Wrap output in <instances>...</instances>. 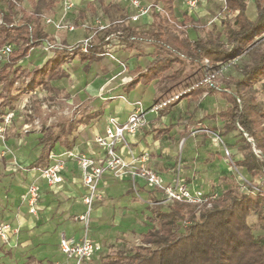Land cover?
I'll return each instance as SVG.
<instances>
[{
    "label": "rangeland",
    "instance_id": "1",
    "mask_svg": "<svg viewBox=\"0 0 264 264\" xmlns=\"http://www.w3.org/2000/svg\"><path fill=\"white\" fill-rule=\"evenodd\" d=\"M54 1L55 3L52 8L41 6L38 8L37 14L40 15L44 29L52 36V40L49 41L64 46V48L66 46H73L86 37H89L91 42L98 43L102 30L98 29L100 25L114 26L128 24L136 27L142 33L150 32L153 29V26L150 24V21L153 19L151 9L148 8L144 13H141V10H146L154 0H139L140 4L138 7L132 6L130 0H73L74 6L69 11L63 8L61 0ZM16 4L28 11L34 10L31 0H18ZM0 5L5 6L2 1H0ZM173 5L174 10L170 18L178 25L177 30L179 33L187 35L191 39L205 37L207 32L213 27L223 32L224 26L222 21L231 18L233 15L232 12L225 9L223 0H174ZM80 10L84 11V15H81ZM134 14H138L136 21H132L131 19V16ZM246 14L249 18L255 15L254 1L247 0ZM15 17L18 20L21 17V13H18ZM49 17L52 18V22L46 23L45 20ZM145 18L146 21L148 20L147 22ZM56 23L63 25L74 23L75 29L69 30L64 26L58 28L55 26ZM81 30L83 37L74 38L69 44L65 42L66 34L71 33L70 36L75 37L81 33ZM248 37L249 41L246 47L242 49L237 48L227 61L217 63V68H214L210 63L206 64L205 60L203 64L191 61L170 43L154 42L147 39L145 35H142L135 39L132 44L124 43L115 36L111 37L108 44L102 48V56L92 63L91 68V62L82 61L78 54L74 53L76 51H70V56L66 63L70 62L73 66H77L78 75L77 77L71 76L72 78L62 81H52V84H57V89L54 91L43 90L42 86L35 88L30 75L17 72L16 81L10 91L13 99L9 107H6L3 111L0 105V115L13 112L12 119L5 126L0 119V129L4 126L3 131H0V161L4 164L5 169V173H0V177L7 176L8 180L14 176H20V179L26 180V166L34 161L42 150V143L39 142L42 134L51 132L57 135L56 138L59 142L54 143L55 149H59L60 144L66 146V144L70 143V140H73L74 135L78 134V132L82 133V128L91 118V115L94 120L98 117L99 108H102L106 101L102 98L104 93L113 92L110 95L112 98H124L125 90L121 86L135 76L132 73L134 69H131L136 67L133 59L134 56L137 58L141 57L140 63L142 68L139 65L141 69L148 66L147 62L150 57L177 56L183 60L182 63L179 61L174 62L170 69L164 71L158 77L156 87L161 93L164 92L165 96L157 102L169 99L178 92L184 90H187V92L179 96V98L171 100L160 108L158 113L161 114L164 111L170 112L173 119L179 118L183 120L180 124H183L184 127L180 128V136L176 141L178 156L173 164L172 176L168 181L160 177L164 183L178 178L189 188L201 187L206 194L212 193L218 197L231 189L240 193L247 191L249 197L257 198L259 195L251 194V190L253 189L252 186H257L261 190H264V180L260 179V174L253 175L243 167H238L237 171L230 162L243 158L241 133L238 130H234L224 137L218 131L221 123L216 124L215 122L218 118H209L211 114L227 106V103L218 93L220 88H225L226 80L229 78L240 79L242 77V68L250 65L255 55L264 50V31L258 34L256 31H253ZM221 38L224 39V46L231 48L230 44L225 41L224 35ZM45 42L43 41L38 47L32 48L29 55L19 60L17 64H21L20 66L26 71H31L35 67L41 66L44 60L50 56L49 52L45 49ZM7 58L8 55L0 51V64L5 62ZM108 59H116L118 67L121 68L119 71L121 74H118L120 77L109 79L110 76H108V71H106L108 68L106 61ZM87 66L90 69L89 71L94 73L91 74L89 71H86L85 67ZM203 69L206 75L214 74L211 78V84L213 85L211 87L216 92L213 94H201V98L196 103L193 102L194 99L192 98L182 101L185 96L190 94V91H188L189 87L185 85L200 76ZM90 75H93V78L101 75L105 81L112 80L111 82L114 83V86L118 85V87L114 91L105 90L102 92L99 89L95 95H87L85 94L84 87L78 85V82L81 80V77L87 79ZM206 85L204 83V86ZM248 92L254 96L255 100L264 109V78L254 84ZM2 101L3 97L0 98V103ZM157 102L153 103L147 111L151 110L152 106ZM138 103L141 104V100H135L132 105L134 106ZM142 109L145 111L144 106ZM108 112L109 110L103 113V116L109 115ZM199 113H201L200 116H198ZM125 120V117L124 119H120V121ZM197 126H202L206 129H203L204 131L200 133L193 132L198 129ZM261 127L264 131V120L261 121ZM183 133H186L185 138L182 136ZM14 148L20 149V151L24 150L22 157L21 155L19 157L15 151L13 152ZM214 148L219 150V157H221L219 159H223L225 167L222 171L215 172L213 176L208 178L205 176V173L209 171L210 167H218L219 165L218 160L215 159L217 153L211 151ZM225 148H227L229 155H227ZM185 149H190L189 159L186 160L183 157L184 153H181ZM25 158L28 159L26 160ZM7 164L9 167L6 169ZM147 167L160 175L154 167L148 165ZM239 171L249 181V184H246L244 188L241 186L240 190L237 189L239 186V181H237ZM16 173L19 175H16ZM37 174L40 176L38 170ZM103 178L112 180V182H108L107 180V182L101 185L100 191L102 197L95 203L98 204L97 208H104L105 211L90 219L88 230L89 237L100 245L99 254L93 258V261H96L94 264H101L100 259L106 254L132 253L142 244L143 233L152 227H157L155 211L165 210L171 204V202L166 200L165 193L162 190L154 188L140 177L135 181L136 189H134L132 179L128 176L117 178L115 176L109 177V175L105 174ZM26 191L22 198L25 202ZM202 208H194L196 217H198ZM0 220L5 221L7 218L0 216ZM247 221L253 228L255 235L262 234L260 228L261 222L254 212L249 214ZM187 222L179 223L181 226H184ZM78 232L82 235V228ZM56 238L57 236H52L49 242L55 243ZM21 250L17 246L10 247L9 244H2L0 242V264L23 263L26 259H23L25 256L20 258L22 256ZM42 252L43 250L38 249V245H35L33 248L26 249L24 255L30 253L36 256ZM51 256L53 255H42L39 257H45L43 259L47 264V261L51 260ZM64 258V261L67 262L68 259Z\"/></svg>",
    "mask_w": 264,
    "mask_h": 264
},
{
    "label": "trees",
    "instance_id": "2",
    "mask_svg": "<svg viewBox=\"0 0 264 264\" xmlns=\"http://www.w3.org/2000/svg\"><path fill=\"white\" fill-rule=\"evenodd\" d=\"M0 1L5 5H0V49L6 44L13 45L7 60L0 64V98L3 97L0 105L4 111L13 99L10 91L16 81L17 72L30 75L34 85L50 88L52 79L67 75L61 66L69 58L70 50L66 47L59 49L41 67H35L31 71L23 70L22 66L17 64L18 61L27 57L30 50L38 47L42 40H52L37 13L41 6L52 8L55 1L31 0L33 11L17 5L18 0ZM253 1L255 19H250L246 14L247 0H224L225 9L233 15L222 21L223 32L213 28L205 37L192 40L187 35H181L177 30L178 25L170 18L173 0H154L150 7L153 17V29L150 32L142 33L128 24L109 25L101 30L98 43L91 42L87 52L79 49L73 51H76L74 53H77L82 61L92 62L100 58L103 53L102 46L108 43L111 36L131 44L139 36L145 35L154 42L170 43L191 61L203 64L207 59L217 68V63L227 61L237 48L246 47L248 36L253 31L257 34L264 31V0ZM157 5H161L163 11H157ZM18 13H21V17L17 20L15 16ZM80 13L84 15L83 10H80ZM222 35L231 48L224 46ZM178 61L182 63L183 60L177 56H156L143 71L125 84V92H129L139 82L147 84L158 78ZM85 69H88V66ZM241 73L240 79L226 80L225 88L229 91L224 90L221 94L230 106L218 115L224 120L223 135L232 130H238L242 135L243 158L235 161V165L256 175L263 171L264 165L255 157L245 134L253 138L256 147L261 149L264 156V131L261 127L264 109L248 92L254 84L264 78V50L256 54L251 64L242 68ZM205 75L203 69L200 76L185 86L192 87ZM205 90L213 91V87L200 85L190 92L200 93ZM100 112L102 108H99ZM56 137L57 135L46 132L40 138L39 141L43 143L42 152L29 165L30 168L45 163L48 150L54 145ZM70 145L66 144L67 147ZM195 207V204L174 201L167 209L156 210L157 227L143 233V241L138 248L130 254H106L101 257V264H264V195L254 199L245 193L229 189L222 196L213 199L210 207H203L198 217L195 216ZM251 212H254L261 222L260 235L254 234L247 221ZM184 221L188 222L181 226L179 222ZM41 263V260L29 256L21 264Z\"/></svg>",
    "mask_w": 264,
    "mask_h": 264
},
{
    "label": "crops",
    "instance_id": "3",
    "mask_svg": "<svg viewBox=\"0 0 264 264\" xmlns=\"http://www.w3.org/2000/svg\"><path fill=\"white\" fill-rule=\"evenodd\" d=\"M173 10H174V5H173ZM255 17H256V13L250 19H255ZM145 21H146V18H145ZM152 22H153V19L152 21H150L151 25H152ZM215 31H219V30H216L215 28ZM80 32L81 33L75 37L70 36L71 33L66 34L65 42L69 44L70 42H72L74 38L76 39V38L83 37L82 30ZM107 44L108 43H106L105 45ZM105 45H103L102 48ZM52 55L53 54H50V56L44 60L43 64ZM155 57H150L147 64L149 65ZM133 59H134V63H136V67L131 68V69H134L132 73L136 76L139 74L140 71H143L147 66L141 69L142 68L141 63H140L141 57L137 58L136 56H134ZM94 62L96 61H92L90 63V68L92 67V63ZM106 65L108 67L106 71H108V76H110L109 79H116L118 78V76L120 77V75L118 74L120 73L119 71L121 68L118 67L116 59L114 60L108 59L106 61ZM139 65L141 66V68ZM61 67L66 72L67 74L66 76H63L58 79H52L50 81V88H45L42 85H35V88L38 86H42L43 90L47 89V90L54 91L57 89L56 88L57 84H52V81H55V80L62 81L64 79L72 78L71 76L77 77L78 75L77 66H73L72 64H70V62L69 63L65 62L62 64ZM85 70L89 71L90 69H85ZM89 73L92 74L94 72L89 71ZM111 81L112 80L105 81L101 75L96 76V78H93V75H90L89 78L87 79H83V77H81V80L78 82L79 83L78 85L84 87L85 94L95 95L96 93H98L99 89H101L102 92H104L105 90L114 91L118 87V85L114 86V83ZM157 81H158V78L151 80L147 84L139 82L129 92H124L125 94L124 98H120V97L112 98L110 95L113 92L106 93V94L104 93L102 98H104V100L106 101L104 102V106H102V112L99 113L98 117L95 120L92 119L93 117H91L88 120V122L85 123L84 127L82 128L81 134L80 132H78V134L74 135V138L78 137V142H79L78 149L86 152L87 154L94 153V155H98L99 153H102V150L96 145V143L93 142V138L96 134L103 132L106 118L108 116H115L119 118V120L122 118L124 119V117L126 119L128 117L129 112L132 109V106H133L132 103L135 102V100H141L142 102L141 105L142 107L144 106L145 108L146 122L143 126H141L137 130L135 134L127 135L126 139L129 142L130 147L132 148L135 154H139L141 150L148 151L150 156L148 157L146 165L150 167H154L155 170H157V172L160 174V176L164 180H167V181L170 180L172 176V171H173V164L175 162L176 157L178 156V149H177L176 141L178 140L180 136V128L184 127V125L180 124V122L182 123L183 120H180L179 118L173 119L171 117L170 112L167 113L164 111L161 114H159L158 110L157 111H154V110L147 111V109L153 103L157 102L160 98H164L165 96V93L164 92L161 93L159 89L156 87ZM125 84L121 87L123 88ZM224 90H227V89L220 88L218 93L220 94V97L224 99V101L227 103V106L224 109L219 110L216 113H213L209 116V118H213V119L218 118V120H216L215 122L216 124L221 123V127L218 130L219 132H221V134L223 131L224 120L218 115V113L221 111H225L230 106V103H228L227 100L221 94V92ZM214 92H216L214 88H213V91L205 90L200 93L196 91L190 92V94L188 96H185L182 99V101L186 100L187 98H192L194 99L193 102L196 103L201 98V94H204V93L213 94ZM121 93L123 92L121 91ZM112 103H114V105H112ZM107 110H109L108 112L109 115L103 116V113L107 112ZM200 115L201 113L198 114V116ZM197 128L198 129L194 130L193 132L200 133L204 131L203 129H206V128H203L202 126H197ZM26 131L29 132L28 130ZM232 131L225 133L224 135L222 134V136L225 137L228 134H230ZM185 134L186 133H183L182 136L184 137ZM44 135L45 134H42L40 138ZM55 142H59L57 138L54 141V143ZM70 144H71L70 147H72L73 140L72 141L70 140ZM42 147H43V143H42ZM70 147L60 144L59 149H55L53 145L51 148H49L48 153L50 151L60 152ZM232 149H234V147H232ZM14 151L16 154H18L19 157L20 155L22 157V153L24 150L20 151V149L14 148L13 152ZM211 151L217 153L215 155V159L218 160L217 162L219 165L218 167L216 166L210 167L209 171L205 173V176H207L208 178L213 176V173L222 171L225 167V163L223 159L221 160L219 159L221 158L219 157V153H220L219 150L217 148H214V150H211ZM41 152L42 150L40 151L39 154H41ZM181 153H184V156H183L184 160L189 159L190 149L189 150L185 149V151H182ZM125 155L127 157V154ZM46 163H47V159L43 165H45ZM30 164H28L25 168V171H27V173H25L26 180L20 179V176H16V177L14 176L13 178L8 179V180H7L8 178L7 176L0 177V216L7 218V220L5 221L10 222L12 227L18 228L19 230L18 234L15 235L11 239L9 246L10 247L17 246V248L22 249L21 250L22 256L20 258H23V256H25L23 259H27V257L33 256V257H36V259L41 260L42 262L41 264H46V261L43 259L45 257H41L42 258L41 259L39 256H42V255L48 256L52 254L53 256H51V260L47 261V264H62L65 262L64 261L65 256L59 250V246H58L59 239H60L61 234L63 233L67 236H72L74 238H79L81 236L78 230L83 228L82 223L79 221H75L73 217L76 215L82 214L85 211V205L82 201V197L86 193V187L82 183L79 168L77 166L76 161L74 160H71V159L67 160V162L65 163V168L62 170L63 180L60 183L52 185V186L49 185L44 178L38 176L39 174H37V170H36L37 166L30 168L29 167ZM43 165H39V166H43ZM8 167L9 165L7 164L6 169ZM4 170H5L4 164L0 161V173H3ZM105 174L109 175V177H113V175L109 172ZM16 175H19V174L16 173ZM107 180H108L107 178L102 177V179L99 182V187H101L103 183L107 182ZM31 182H35L38 185V188L40 191L39 202H38V205H39L38 217H35L29 213L28 206L25 200L22 199L23 194L25 193L27 189V186ZM108 182H112V180H108ZM97 205H98L97 203L94 204V208L91 212V218H94V216L100 215L104 213L105 211L104 208H97ZM52 236L53 237L57 236L55 243L49 242ZM35 245L36 246L38 245V249H42L43 252L39 253L36 256L30 253L27 255H24V251L26 249L33 248L35 247ZM98 254H99V250L95 253L94 256L96 257ZM15 256L16 254L14 255V258ZM93 258L85 261L84 264H94L96 261H93Z\"/></svg>",
    "mask_w": 264,
    "mask_h": 264
},
{
    "label": "built area",
    "instance_id": "4",
    "mask_svg": "<svg viewBox=\"0 0 264 264\" xmlns=\"http://www.w3.org/2000/svg\"><path fill=\"white\" fill-rule=\"evenodd\" d=\"M130 2L134 7H138L140 4L139 0H130ZM61 4L65 10L69 11L73 8L74 1L61 0ZM151 5L148 6L146 10H141V13L146 12L148 8L150 9ZM156 7H158L156 9L157 11H163L161 5H157ZM131 19L132 21H136L138 19V14L132 15ZM45 22L51 23L52 18H47ZM55 26L58 28L64 26L69 30L75 29L74 23H67L64 25L56 23ZM107 26L109 25H100L98 29H103ZM43 41H46L45 49L49 52V54H54L57 50L64 48V46L53 43L47 39L42 40V42ZM90 45L91 40L89 37H86L73 46L66 47L70 51L79 49L82 52H87ZM11 50L12 44H6L0 49L2 53L7 55L11 52ZM205 63H209L207 59H205ZM213 76L214 74L205 75L199 83L189 87L188 91L200 85H204V83L205 85H212L211 78ZM186 92L187 90L178 92L169 99L157 102L152 106L151 110H159L171 100L179 98V96H182ZM0 116L1 121L5 126L6 123L12 119L13 112H7ZM145 122V111L142 109L141 104H135L125 121H120L115 116H108L106 118L103 132L96 134L93 138V141L102 150V153L94 155V153L87 154L86 152L79 150L78 137H75L73 139L72 147L66 148L60 152L50 151L47 156V163L43 166L36 167V170L40 173V177L44 178L46 182L52 186L63 180L62 170L65 168L67 160H74L79 168L82 183L86 187V193L82 197V201L85 205V211L82 214L73 217L75 221L82 223L83 234L79 238L67 236L64 233L61 234L58 243L59 250L68 260H70H67V262L62 264H84L85 261L92 259L100 248V245L89 237L88 230L94 204L102 197L99 182L103 175L107 172L117 178H123L125 176L130 177L133 181L132 183L134 189H136L135 181L140 177L154 188L162 190L165 193L166 200L171 203L174 201H182L195 204L196 207H210L212 200L218 197L216 194H206L201 187L189 188L178 178L172 180L171 182L164 183L160 175L147 167L146 161L149 157V152L141 150L139 154H135L126 139L127 135L135 134L137 130L145 124ZM4 126L1 127L0 131H3ZM238 127L241 129L240 126ZM245 136L252 144L255 157L260 163H262V165H264V158L261 150L256 147L254 140L250 136L247 134H245ZM225 151L227 155H229L227 148H225ZM125 154H127V157H125ZM230 162L234 169L237 170L239 166L235 165L234 161ZM260 179L264 180V169L260 173ZM237 181H239V186L237 187L238 190H240L241 186L244 188L246 184H249L247 178L240 173V171ZM252 187L253 189L251 190V194L264 195V190H261L257 186ZM242 192L246 194L248 193L247 191ZM39 196L40 191L36 183H30L27 187L24 198L26 199L29 213L35 217H38ZM18 231V228L12 227L10 222L0 220V242L2 244H9L11 239L18 234Z\"/></svg>",
    "mask_w": 264,
    "mask_h": 264
}]
</instances>
